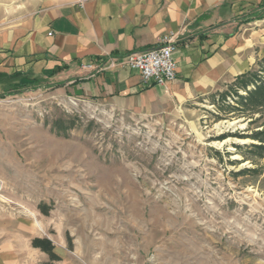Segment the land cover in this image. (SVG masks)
Returning a JSON list of instances; mask_svg holds the SVG:
<instances>
[{"label": "rangeland", "instance_id": "rangeland-1", "mask_svg": "<svg viewBox=\"0 0 264 264\" xmlns=\"http://www.w3.org/2000/svg\"><path fill=\"white\" fill-rule=\"evenodd\" d=\"M35 6L0 0V18ZM241 33L256 72L264 21ZM235 80L137 113L53 90L0 98V264H264V159L236 149L261 115L223 107Z\"/></svg>", "mask_w": 264, "mask_h": 264}, {"label": "crops", "instance_id": "crops-1", "mask_svg": "<svg viewBox=\"0 0 264 264\" xmlns=\"http://www.w3.org/2000/svg\"><path fill=\"white\" fill-rule=\"evenodd\" d=\"M17 21L0 18V98L53 90L70 101H93L137 113L162 99L205 96L247 72L242 29L264 21V0H35ZM263 15L262 19L257 16ZM252 17V22L245 20ZM256 28V27H254ZM256 33V31H254ZM177 47L176 80L146 87L126 66L82 69L109 56ZM168 91V96L163 95Z\"/></svg>", "mask_w": 264, "mask_h": 264}, {"label": "trees", "instance_id": "trees-1", "mask_svg": "<svg viewBox=\"0 0 264 264\" xmlns=\"http://www.w3.org/2000/svg\"><path fill=\"white\" fill-rule=\"evenodd\" d=\"M262 18L263 15L257 16V19ZM252 20L253 18L249 17L245 20V23L252 22ZM258 67V71H249L236 78L231 87L233 91L230 93V95H233V103L228 101L229 94L225 93L221 95L222 105L229 113L252 119L257 114L261 115L259 119L252 120L251 122L252 125L260 124V126L255 127L251 131L248 129L247 131H250L251 134L240 135L241 139H249L251 143L236 146L237 152L245 160L264 159V57L259 62ZM35 90L36 87L32 89V91ZM61 124L60 121L56 122L54 128L66 130L75 126L74 122H70L67 128H63ZM45 212H47V209ZM33 245L47 253L53 260H60L54 253V248L49 240H35Z\"/></svg>", "mask_w": 264, "mask_h": 264}, {"label": "built area", "instance_id": "built-area-1", "mask_svg": "<svg viewBox=\"0 0 264 264\" xmlns=\"http://www.w3.org/2000/svg\"><path fill=\"white\" fill-rule=\"evenodd\" d=\"M177 47L173 38L165 37L161 46L142 52L129 53L123 57L109 56L97 63L82 65L83 70L103 71L119 66H126L140 73L141 81L146 87L165 86L176 80L177 65L174 53Z\"/></svg>", "mask_w": 264, "mask_h": 264}, {"label": "bare ground", "instance_id": "bare-ground-1", "mask_svg": "<svg viewBox=\"0 0 264 264\" xmlns=\"http://www.w3.org/2000/svg\"><path fill=\"white\" fill-rule=\"evenodd\" d=\"M48 140V139H47ZM47 148V147H46Z\"/></svg>", "mask_w": 264, "mask_h": 264}]
</instances>
